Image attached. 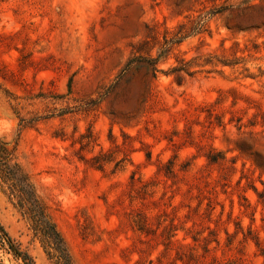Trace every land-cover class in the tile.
<instances>
[{
  "label": "rangeland",
  "instance_id": "1",
  "mask_svg": "<svg viewBox=\"0 0 264 264\" xmlns=\"http://www.w3.org/2000/svg\"><path fill=\"white\" fill-rule=\"evenodd\" d=\"M0 138L71 264H264V0H0ZM0 224L56 264L1 184Z\"/></svg>",
  "mask_w": 264,
  "mask_h": 264
},
{
  "label": "trees",
  "instance_id": "2",
  "mask_svg": "<svg viewBox=\"0 0 264 264\" xmlns=\"http://www.w3.org/2000/svg\"><path fill=\"white\" fill-rule=\"evenodd\" d=\"M258 1V0H253ZM250 2V1H249ZM252 7L253 5H249ZM234 6H216L209 10L208 15L214 16L221 14L224 11L233 10ZM183 25V24H182ZM204 23L202 22V28ZM183 37L170 40L172 44H178L180 39ZM160 54L157 58H147L141 56H133L124 66L122 71L116 77V80H120L125 72L131 67L133 63H140L143 60L149 67V72L151 73V78L155 77V74L158 72V60ZM222 65L225 64L224 61L220 62ZM177 69H175L176 71ZM114 88L112 83L106 90V94H109ZM144 105L150 102L152 98L151 85L149 84L144 90ZM208 117L213 113L208 112ZM214 115V114H213ZM15 146L6 142L3 138H0V184L8 192L9 198L15 201L17 208L22 211V213L27 217L28 221L32 225V230L35 234L40 236V239L46 249L47 255L54 260L56 264H71L70 257L66 250V246L63 238L56 230L50 216L48 213L47 207L36 195L34 187L32 186L30 179L15 161L14 157ZM147 159L150 158V154H146ZM209 162H216L218 156L214 158V154L206 156ZM252 231L248 230L247 234H250ZM245 239V236H243ZM171 243H177V240L172 241ZM181 246V245H180ZM0 247L11 253L12 256L21 262V264H33L31 258L25 252L19 250V248L14 244L8 233L5 231L3 226L0 224ZM183 247V245L181 246ZM208 250H206L207 252ZM245 254L241 253V256L238 258V261L241 263L245 262Z\"/></svg>",
  "mask_w": 264,
  "mask_h": 264
}]
</instances>
